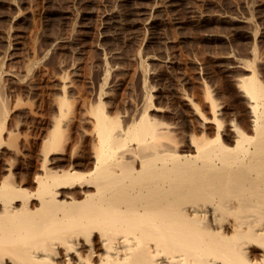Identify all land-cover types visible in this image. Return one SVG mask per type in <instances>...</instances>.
<instances>
[{
	"label": "bare ground",
	"instance_id": "obj_1",
	"mask_svg": "<svg viewBox=\"0 0 264 264\" xmlns=\"http://www.w3.org/2000/svg\"><path fill=\"white\" fill-rule=\"evenodd\" d=\"M235 63L245 127L207 89L181 135L149 95L124 122L98 100L82 154L61 114L13 147L0 99V264H264V83Z\"/></svg>",
	"mask_w": 264,
	"mask_h": 264
},
{
	"label": "rangeland",
	"instance_id": "obj_2",
	"mask_svg": "<svg viewBox=\"0 0 264 264\" xmlns=\"http://www.w3.org/2000/svg\"><path fill=\"white\" fill-rule=\"evenodd\" d=\"M235 59L264 83V0H0V99L13 147L61 114L67 140L84 153L90 105L100 100L124 122L145 95L150 115L181 135L190 117L180 95L198 101L203 89L222 120L245 127L238 77L249 71Z\"/></svg>",
	"mask_w": 264,
	"mask_h": 264
}]
</instances>
